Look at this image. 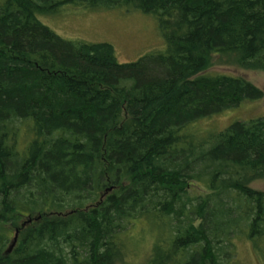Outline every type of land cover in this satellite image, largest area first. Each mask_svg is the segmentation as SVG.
I'll return each mask as SVG.
<instances>
[{"label": "trees", "instance_id": "obj_1", "mask_svg": "<svg viewBox=\"0 0 264 264\" xmlns=\"http://www.w3.org/2000/svg\"><path fill=\"white\" fill-rule=\"evenodd\" d=\"M16 1L20 9L0 10V119L14 114L29 116L18 135H25L21 142L23 156L29 158L27 163H31L39 175L67 186L73 176L74 165L85 163L88 167L89 155L85 150L98 145L97 138L103 130L106 142L95 155L94 201L100 200L104 191L113 187L105 198L110 199L116 210L124 207L122 198H131V203H135L142 194L149 192V178L154 180L156 189L166 184L176 185L173 179L179 177L178 173L159 165L157 155L193 154L208 142L219 141L221 144L210 155L220 162L229 161L245 168L247 165L264 164V118L234 122L214 135L212 141L211 138L206 140L208 142L197 141L185 133L196 121L189 120L204 113L202 110L237 103L238 98L250 92L248 86L233 81L218 84L188 81L190 74L204 71L214 56H228L242 68L264 70V0H121L119 6H132L158 18L169 55L168 60L123 66L114 63L117 57L113 46L98 43L92 44V50L71 48L54 39L46 27L33 19L34 9L46 15L66 4L100 9L95 0H56L43 6L31 0ZM37 49L42 51L35 52ZM72 60H76L75 68L70 66ZM126 74L134 76L142 97L132 98L129 92L121 97L122 104L118 105L114 96L122 90V85L127 89L132 78L121 81L117 77ZM181 79V84H178ZM158 103L154 113L145 118L138 117L140 108L155 107ZM130 109L137 115L130 116ZM115 117L116 120L106 128ZM64 127L74 130L76 133H71L78 134L82 140H76L72 149L71 142L66 139L50 140L45 145L47 149H43L47 132ZM111 140H114L116 149L110 153L108 143ZM65 149L69 150V155ZM10 165V158L0 152V170L11 178L3 180L5 184L1 189L13 181L30 182L27 172H22L19 165H14V168ZM118 171L123 179L116 183ZM229 173L223 176L224 187L240 188L236 174L231 173L233 176L230 177ZM75 177L77 182L85 181V177ZM255 178L264 179V173L255 174ZM128 179L138 180L137 187L141 191L131 189L116 197V192L123 189V183ZM199 181L213 189L220 183V177ZM50 187L47 184L42 186L44 190ZM167 190L177 198L178 194L171 188ZM111 194L113 197L110 198ZM54 198L55 194L49 193L44 198L45 205L39 210L30 202L21 200L8 209L1 221L2 224H10L3 232L5 236L21 219L32 217V222L17 226L20 238L10 253L15 261L2 264H48L50 258L48 260L42 251L31 254L35 241L44 239L59 225L94 220V208L87 205L89 208L86 210V205H79L63 212L55 207ZM37 212L39 214L32 216ZM107 214L104 225L83 226V241L98 234L104 236L106 229L110 231L113 220ZM240 215L246 222L233 229H207L203 223L198 225L196 222L172 227L168 218H162L156 212L129 213L125 222L134 228L135 220L150 218L162 227V233L151 244L148 264H220L218 255L236 249V235L241 234L253 241L264 238L263 201L257 206L247 207ZM36 216L40 218L33 219ZM129 235V231L113 233L105 242V251L96 254L100 263L126 262Z\"/></svg>", "mask_w": 264, "mask_h": 264}, {"label": "rangeland", "instance_id": "obj_2", "mask_svg": "<svg viewBox=\"0 0 264 264\" xmlns=\"http://www.w3.org/2000/svg\"><path fill=\"white\" fill-rule=\"evenodd\" d=\"M31 1L36 5L43 6L44 4H53L56 0ZM79 1L92 2V0ZM95 1L99 4L100 9L66 4L59 7L55 12L46 15H41L34 9L33 19L46 27L53 34L54 39H58L60 42L71 46V48H90L92 50L94 47L92 44L98 43L113 46L117 57V62L114 60L116 65H136L142 61L151 64L162 59H169L166 52L165 36L156 16L144 13L132 6H119L121 0ZM18 9L20 7L16 0H0V10L10 12ZM38 51L41 52L42 50L37 49L35 52ZM75 63L76 60H72L70 66L75 68ZM217 75H226V77L216 78ZM128 77L130 75L127 74L118 76L117 80L123 81ZM130 78H132V81H129L127 89L122 85V90L117 91L118 94L114 96L118 105L119 103L122 104L121 97L126 96V93L131 92L129 95L132 98L134 96L136 98L142 97L137 90L136 79L134 76ZM182 80L178 84H181ZM186 80H202L205 81L204 84L233 81L250 88V92L238 98L237 103L216 109L207 108L202 110L204 113L201 112L192 117L189 121L194 119L196 121L191 123L190 130L185 131V133L192 135L197 141H206L210 138L212 141L214 135L226 130L234 122L264 118V70L262 69L242 68L228 56L223 58L214 56L210 66L204 71H199L194 75L190 74ZM255 93L258 95L256 96ZM155 105V107L150 105L142 107L143 105H141L140 114L137 113L138 117L145 118L154 113L159 103ZM124 107L128 110L125 104ZM128 112L132 117L137 115L133 113L132 109ZM28 117L14 114L0 119V152L10 158V167L14 168V165H19L22 172H27L30 179V182H14L12 180L13 182L4 185L1 189L5 184L3 180H10L11 178L7 176V172L0 170V264L5 261H15L10 254L9 247L15 237L17 226L21 227L28 220V218H23L18 221L16 227L11 226L12 232L5 236L3 232L10 227V224L5 225L1 221L8 209L13 206L14 202L21 200L30 202L36 207V210H39L46 203L44 198L51 192L55 194L54 205L57 209L66 212L74 206L88 205L94 208L92 212V219L94 220H87L76 225H59L53 233L42 240L35 241L31 248V254L36 255L42 251L46 254L48 260L50 258L48 264H101L96 254L103 253L105 242L110 239L113 233L119 231H129L130 237L127 238L128 254L126 262L121 261L118 264H148L151 244L162 233V227L150 218L135 220L134 228L128 226L125 217L129 213L138 215L141 212H156L162 218H168L172 227L196 222L198 225L203 223L207 229H233L235 226L245 224L246 221L240 215L244 209L264 202V179L255 178V174L264 173V164L247 165L245 168V166L235 165L229 161L227 163L220 162L210 154L221 142L209 143L206 141L208 144L203 149H197L193 154L157 155L156 162L159 165L163 164L167 168H171L176 174L178 173L179 177L173 179V184L176 183V185L166 184L157 186L158 189H156L154 180L149 176L147 177L150 184L149 192L146 191L142 194L141 199L135 203H131V198H122L121 204L125 205L121 210H116L115 207L111 206L110 199L105 198L113 187L105 190L100 200L94 201L96 190V184L93 180V174L96 170L95 155L103 147L104 141L106 142L104 140V130L100 132V136L98 135V145L94 148L88 147L85 150L89 155L88 167L86 168L85 163L74 165L71 173L73 176L68 180L69 184L66 186L51 182L49 178H44L36 173V170L30 165L31 163H27L30 161L29 158L23 156L21 142L25 135L23 134L20 137L18 132ZM115 120L116 117L106 125V128ZM185 122L187 120L183 124ZM71 132L76 133L74 130L70 131L65 127L53 128L46 134L48 138H45L43 149H47L45 145L50 140L56 139H66L71 142L72 149L74 143H77L75 141L82 139L78 134H72ZM84 141L86 142V140ZM113 144L114 140H111L110 144L108 143L110 153L113 149H116ZM68 146L67 148H69ZM65 150L69 155V150ZM116 164L119 168L118 161H116ZM183 164H186V166H183ZM118 172L120 174L118 173L115 177L116 183L123 179L121 172ZM229 172L236 174L235 177L239 179L240 188L224 187L226 182L223 176L226 177L225 174ZM231 173H229L230 177L233 176ZM34 175L37 176L34 178ZM75 175L81 178L85 177V181L80 183L78 180L77 182ZM214 176L220 177V183L213 189L203 186L202 182L199 181V179H212ZM138 182V180L128 179L123 183V189L116 192L118 193L116 197H120L122 194L125 195L131 189L141 191L137 187ZM45 184L52 187L44 190L42 186ZM180 184L184 186L182 187ZM187 185L189 186L187 187ZM115 187L117 188L116 184ZM167 188H171L172 192L177 193V198L172 197ZM111 197H113V194H111ZM4 198L6 201H4ZM88 206L85 208L86 210L89 208ZM106 212L113 220L110 231L106 229L104 236L98 234L88 241H83L85 237L81 234L83 226H96L97 223L104 225ZM37 214L39 213H32V216ZM235 237L236 249H233V252H235L228 250L218 255L220 264H264V238L253 241L241 234ZM19 238L20 234H18Z\"/></svg>", "mask_w": 264, "mask_h": 264}, {"label": "water", "instance_id": "obj_3", "mask_svg": "<svg viewBox=\"0 0 264 264\" xmlns=\"http://www.w3.org/2000/svg\"><path fill=\"white\" fill-rule=\"evenodd\" d=\"M111 189V188H109ZM108 190V189H107ZM36 218V219H39L40 216H36V217H33V219ZM35 219V220H36ZM32 222V217H28V220H27V223H31ZM18 234H19V230L17 229L16 232H15V237L14 239L12 240L11 244H10V247H9V251L11 252L13 247L15 246L16 242H17V239H18Z\"/></svg>", "mask_w": 264, "mask_h": 264}]
</instances>
